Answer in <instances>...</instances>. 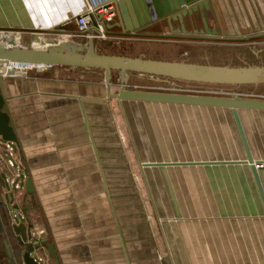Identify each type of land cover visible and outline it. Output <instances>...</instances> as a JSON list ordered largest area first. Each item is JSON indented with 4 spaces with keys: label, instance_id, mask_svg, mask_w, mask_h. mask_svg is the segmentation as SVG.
I'll return each mask as SVG.
<instances>
[{
    "label": "crops",
    "instance_id": "crops-1",
    "mask_svg": "<svg viewBox=\"0 0 264 264\" xmlns=\"http://www.w3.org/2000/svg\"><path fill=\"white\" fill-rule=\"evenodd\" d=\"M123 1L117 12L113 0H0V37L11 32L27 47L84 43L74 18L106 4L114 16L105 40L112 50L118 44L120 56L133 57L136 50L119 43L158 41L113 37L121 32L114 27L121 12L132 34L183 35L178 22L171 30L150 26L143 0ZM216 2L226 32L249 26L248 0ZM213 11L206 14L208 27L221 36ZM99 18L93 16L91 29ZM118 90L98 70L47 67L10 75L0 68V95L17 138V173L8 169L1 176L17 174L23 183L13 200L0 185L2 225L17 214L12 222H23L29 239L36 233L32 240L44 241L42 248L52 244L59 264H264V210L248 166H145L243 160L231 117L227 145L235 155L229 156L216 154V119L202 146L200 119L167 118L168 112H229L119 102L110 97ZM239 116L253 159L264 161V113ZM257 173L264 192V166Z\"/></svg>",
    "mask_w": 264,
    "mask_h": 264
},
{
    "label": "water",
    "instance_id": "water-1",
    "mask_svg": "<svg viewBox=\"0 0 264 264\" xmlns=\"http://www.w3.org/2000/svg\"><path fill=\"white\" fill-rule=\"evenodd\" d=\"M145 10L149 14L150 26L154 28L163 27L164 24L171 30L172 23L178 22L182 36H174L163 33L132 34L123 26L124 15H118V23L114 27L121 29L120 33L112 34L115 38H143L158 41H199V42H246L264 38V27L262 34L248 36L242 39H227L219 37V32L209 30L206 14L217 6L216 0H143ZM126 3L128 1H125ZM253 9L256 6L250 0ZM115 10L119 12L124 4L123 0H113ZM122 11V9H121ZM172 14V15H171ZM201 23V24H200ZM122 24V26H121ZM198 25H202L199 29ZM113 26H107V30ZM188 29H191L189 32ZM92 31H99L94 27ZM0 37V68L10 64H24L38 67H65L71 69L98 70L103 72L104 81L110 85L112 73H117L119 90L116 95L110 97L119 102L149 103L180 105L188 107H202L227 110L240 141L244 159L237 161H214L199 163H154L145 166H190V165H242L250 168L258 196L264 210V192L258 178L257 168L264 166V161L253 159L248 141L246 139L239 112L254 111L264 113V96H235L217 97L190 94L164 93L156 91L126 90L124 84L131 75L148 76L157 79L181 81L187 83H198L218 86H264V68H231L195 65L184 62H171L154 60L144 57H127L120 55L101 54L97 49V39H88L86 42L76 44H54L48 46H23L20 44L22 37L11 32H3ZM35 37L31 40L36 42ZM6 71V70H5ZM17 141L15 132L10 125L9 115L4 111V99L0 95V143ZM0 185L5 186L4 179L0 174ZM1 203V198H0ZM13 219V218H11ZM8 219L6 226L0 221V234L5 231L6 236H13L19 250L13 254L17 262L22 264H45L50 261L59 264L58 257L52 244L42 248L44 241L35 240L29 242L27 227L23 222L13 223ZM4 249L10 264H14L8 243L4 241ZM36 248H39L36 250ZM45 249L44 257L37 260L32 255H38V251ZM41 257V256H40Z\"/></svg>",
    "mask_w": 264,
    "mask_h": 264
},
{
    "label": "rangeland",
    "instance_id": "rangeland-1",
    "mask_svg": "<svg viewBox=\"0 0 264 264\" xmlns=\"http://www.w3.org/2000/svg\"><path fill=\"white\" fill-rule=\"evenodd\" d=\"M256 11L253 9V6L248 0V4L245 2L246 6L244 7L246 10V15L250 19L249 26L246 24H240V31L238 32H226L224 27V18L219 15L218 7L214 9V17L216 18L217 24L216 26L219 28V31L222 33V38L227 39H242L248 36H254L258 34H262L261 28L264 27V0H253ZM217 4V3H216ZM241 12V10H240ZM220 16V17H219ZM243 17V16H242ZM241 17V18H242ZM225 32V34H224ZM231 35H230V34ZM227 34V35H226ZM124 42V41H123ZM175 41H152L146 44V47L142 43L136 42H124L119 43V46H127L129 48H134V50H142L141 53H135L134 56L137 57H149L155 56V58H167L172 60V62H184L195 65H203V66H216V67H231V68H264V38L254 41H246V42H229V43H215V42H199V41H190V42H182V43H174ZM180 42V41H178ZM112 44L107 40H99L98 48L100 53L108 54V55H117L119 51V47H116V44L112 48ZM109 47V48H107ZM148 50L149 52L146 53ZM158 51L167 50L169 53L167 55H159L157 53H152ZM156 50V51H155ZM158 50V51H157ZM122 53V52H121ZM123 54V53H122ZM138 75H131L128 81L124 84V88L126 90H139V91H156V92H164V93H176V94H190V95H201V96H217V97H235L241 95L243 97L246 96H264V86H218V85H208V84H198V83H187L181 81H173V80H165V79H157L151 77H141L137 78ZM118 74L112 73L110 86L119 87L118 84ZM157 113V112H156ZM164 113V112H162ZM196 113V112H195ZM190 111H185L184 116L181 115L176 116L172 112H168L167 118H185L186 120L191 119H200L201 124V141L202 146L203 142L207 141V130L209 128V124H212L211 121L213 119L217 120V127H215L217 131V150L216 154L218 156H229L235 155V148L233 147L232 152H230V148L227 145L228 140H230V132L229 127L227 126V120L230 119V116L227 112L217 110L212 111L211 113L200 110L195 115ZM160 118L159 114H155L152 112L150 117ZM260 118H264V116H260ZM187 125V123H186ZM186 129L194 130L195 128L189 127ZM186 132V138H191L192 134ZM232 140H236L235 132L232 129ZM7 157V152H5L0 147V167L1 175L5 178L7 174L10 172L5 166V159ZM16 172V170H14ZM22 178L18 177L13 180L11 185L12 193L10 196V200L19 199L20 193L22 192ZM15 185H20V189H14ZM6 189H10V185L6 184ZM8 199V196L5 195ZM14 221H18L17 218H13ZM37 260H39L40 256L32 255ZM45 260L41 261L40 264H45Z\"/></svg>",
    "mask_w": 264,
    "mask_h": 264
},
{
    "label": "built area",
    "instance_id": "built-area-1",
    "mask_svg": "<svg viewBox=\"0 0 264 264\" xmlns=\"http://www.w3.org/2000/svg\"><path fill=\"white\" fill-rule=\"evenodd\" d=\"M94 15H98L100 16L95 28L99 31L98 34H94V32L91 29V25H92V18ZM113 9H112V5L111 4H106V5H102L99 7H88L86 9L85 12L77 15L74 18V23L76 25L77 28V37L79 38H83L84 40H88V39H97V40H105L106 39V35L104 34L105 32V25L110 23L113 19ZM43 68L46 67H38V66H32V65H24V64H10L7 66L6 68V72L10 75H15L17 73H21V72H32V71H38V70H42ZM240 96V95H238ZM0 147L1 149H3L5 152H7V157L5 159V166L7 167V169L9 170H16V162H15V154H14V149H13V143L10 142H2L0 143ZM17 173V172H16ZM15 174V173H12ZM19 176L16 174L13 178L10 179H4V183L9 184L10 185V189H6L7 187H5L6 189V194L8 195V197L10 198L11 193H12V183L13 180L18 178ZM14 189H20L19 185H15ZM14 218H17V214H13ZM33 232V231H32ZM36 237L37 234L33 233L32 234V238Z\"/></svg>",
    "mask_w": 264,
    "mask_h": 264
},
{
    "label": "flooded vegetation",
    "instance_id": "flooded-vegetation-1",
    "mask_svg": "<svg viewBox=\"0 0 264 264\" xmlns=\"http://www.w3.org/2000/svg\"><path fill=\"white\" fill-rule=\"evenodd\" d=\"M201 24V23H200ZM199 27H202V25H198ZM198 27V28H199ZM263 33H264V31H263ZM4 241H6L7 243H8V246H9V248H10V251H11V255H12V258H13V260H14V264H22V263H20V262H17L16 261V259H15V257L13 256V254L15 253V252H17L18 250H19V248H18V246H17V242H16V240H15V237H13V236H6L5 235V231L4 232H2L1 234H0V248L1 249H3V251H0V264H10V262L8 261V258H7V255H6V252H5V249H4ZM13 241V243H14V248H12L11 246H10V243ZM34 240H32V238H30L29 239V242H33Z\"/></svg>",
    "mask_w": 264,
    "mask_h": 264
},
{
    "label": "trees",
    "instance_id": "trees-1",
    "mask_svg": "<svg viewBox=\"0 0 264 264\" xmlns=\"http://www.w3.org/2000/svg\"><path fill=\"white\" fill-rule=\"evenodd\" d=\"M144 46L143 47H145V48H147L146 47V45L145 44H143ZM135 48V46L133 47V48H131V49H134ZM141 51L142 50H138V51H136V52H138V53H141ZM147 52L146 53H148L149 51L148 50H146ZM152 53H157V54H159V55H167L169 52L167 51V50H165V51H158V52H153V50H150ZM156 51V50H155ZM122 51H120L117 55H121L122 53H121ZM136 52H134V54L136 53ZM150 53V52H149ZM131 55H132V51H131ZM136 56H138V55H136ZM134 57V56H133ZM150 57V56H149ZM152 57V59H154V60H158V59H156L155 58V56H151ZM151 59V58H150ZM162 59H164V60H169V59H167V58H162ZM160 60V59H159Z\"/></svg>",
    "mask_w": 264,
    "mask_h": 264
},
{
    "label": "bare ground",
    "instance_id": "bare-ground-1",
    "mask_svg": "<svg viewBox=\"0 0 264 264\" xmlns=\"http://www.w3.org/2000/svg\"><path fill=\"white\" fill-rule=\"evenodd\" d=\"M3 68H4V70H6L7 66H4ZM2 74H3V73H2Z\"/></svg>",
    "mask_w": 264,
    "mask_h": 264
}]
</instances>
